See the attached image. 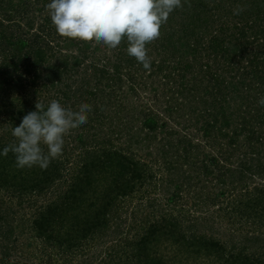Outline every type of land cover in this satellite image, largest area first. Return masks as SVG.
I'll return each mask as SVG.
<instances>
[{"label":"trees","instance_id":"1","mask_svg":"<svg viewBox=\"0 0 264 264\" xmlns=\"http://www.w3.org/2000/svg\"><path fill=\"white\" fill-rule=\"evenodd\" d=\"M50 2L0 0V264H264V0H182L150 70L59 35ZM38 100L92 111L21 169L2 153Z\"/></svg>","mask_w":264,"mask_h":264},{"label":"clouds","instance_id":"2","mask_svg":"<svg viewBox=\"0 0 264 264\" xmlns=\"http://www.w3.org/2000/svg\"><path fill=\"white\" fill-rule=\"evenodd\" d=\"M186 2V0H185ZM182 0H51L47 9L56 31L62 37L103 43L110 49L127 39V54L134 57L144 69H151V58L146 45L158 39L162 26ZM244 8L237 7L234 15ZM259 105L264 106V96ZM36 110L27 113L12 129L16 143L3 149L11 151L18 168L39 166L46 169L51 160L63 153L64 137L71 129L87 123L92 105L82 103L78 110L64 107L52 100L46 107L39 100ZM42 145L47 147L45 153Z\"/></svg>","mask_w":264,"mask_h":264},{"label":"rangeland","instance_id":"3","mask_svg":"<svg viewBox=\"0 0 264 264\" xmlns=\"http://www.w3.org/2000/svg\"><path fill=\"white\" fill-rule=\"evenodd\" d=\"M92 46L91 47H89V49L90 50H93V46L95 45L94 44V41H93V43L91 44ZM101 48V50L99 51V53L98 54H101V52H102V46L100 47ZM72 50H74L73 48H71ZM69 50V49H68ZM68 52H70V50L68 51ZM72 54H73V52H71ZM97 54V55H98ZM158 176H162L161 174H158ZM165 176H166V178H168V174L166 175L165 174ZM158 179H159V183H158V188H160V190L158 191V192H156V193H154V195L152 196V197H155L156 199H158V200H160L161 198H164V194H166L167 193V189H166V185H167V183H166V181L164 180V181H162V179H160V177H158ZM103 250V246H101V245H99V244H92L91 243V245H89V247H87V250H86V252H85V254L87 255V256H94V255H99V254H101V251ZM81 258H84V255H82L81 256ZM37 264V263H36ZM39 264V263H38Z\"/></svg>","mask_w":264,"mask_h":264}]
</instances>
